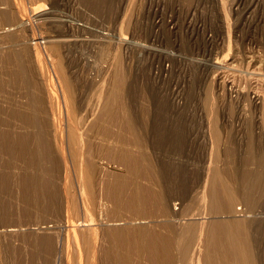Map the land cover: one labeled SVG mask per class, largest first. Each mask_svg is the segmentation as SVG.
Segmentation results:
<instances>
[{
	"label": "rangeland",
	"instance_id": "obj_1",
	"mask_svg": "<svg viewBox=\"0 0 264 264\" xmlns=\"http://www.w3.org/2000/svg\"><path fill=\"white\" fill-rule=\"evenodd\" d=\"M17 6L22 8L20 13ZM34 8L46 14L38 20ZM20 14L24 21L32 23L31 27L14 29V23L22 20ZM4 30L6 34L0 35V56L10 58L17 50L21 60L13 57L8 64L0 62V157H5L2 160H16L20 164L16 150L5 149L7 139L3 135L10 128L6 125H14L11 129L15 134L31 135L33 130L25 126L30 124L21 123L18 115L37 108L49 125L41 130L49 147H38L30 136L29 148L36 146V154L39 151V155L47 157L50 150L63 166L61 171L68 167L69 179L64 180V175L54 178L53 182L61 179L58 184L54 182V187L60 193L61 203L65 201V190L71 189V194L78 191L76 199L81 206L82 198L78 196L82 190L76 186L78 167L73 160L64 159L62 139L50 126L53 120L61 119L63 126L67 125L64 128L81 125V137L76 135L79 140L74 145L82 149L87 162L97 166L95 200L106 207L110 220L105 232L115 234L125 222L124 225L144 224L147 228L163 225V234L167 235L169 221L151 197V190L161 187L169 189L167 195L177 199L174 203L192 199V203L185 201L190 205L186 210L195 213L194 223L204 227L202 233L196 224L197 234L203 240L208 238L212 222L232 217L228 212L230 206L235 210L241 208L237 218L246 219L252 227L254 264H264V0H0V31ZM32 34L49 38L68 36L74 43H60L62 61L58 62L53 54L51 57V50L42 46L38 59L36 50L26 46ZM23 64L30 69L25 78L31 85L24 83L27 88L20 76L15 81L11 79ZM62 71L74 86L72 101L76 104L70 105L69 111L61 97L60 105L52 103L48 91L64 84ZM36 96L44 99L42 109L34 102ZM75 108H79L78 112ZM14 109V118L9 121L8 114ZM145 159L153 170L147 172ZM69 163H73V168ZM136 171H140L138 175ZM216 174L229 181V188L223 190H233L232 203L226 201L230 200L229 195L221 193L215 198L216 204L214 200L208 204V199L203 200L201 191L205 185L210 189L211 175ZM118 182L130 185L121 196L124 204H117L113 195ZM133 185L144 189L148 204L144 206L149 215L145 219L135 217L128 203ZM13 186L9 189L16 192L14 199L17 194L23 195L15 182ZM213 189L220 188L213 185ZM43 197L39 195L37 201V220L13 223L0 230L32 234L41 233L40 226L60 221L63 224L62 210L59 214L50 211V203ZM19 198L22 197L13 205L15 209L19 205L21 212L26 208ZM213 204L222 210L212 212ZM77 213L81 215L80 211L73 215L80 219ZM183 218L178 223L179 230L188 217ZM102 238L106 239V235L101 232ZM9 245L12 264H16V247L20 242ZM73 245L72 254L76 250ZM196 248L202 259L203 242Z\"/></svg>",
	"mask_w": 264,
	"mask_h": 264
},
{
	"label": "bare ground",
	"instance_id": "obj_2",
	"mask_svg": "<svg viewBox=\"0 0 264 264\" xmlns=\"http://www.w3.org/2000/svg\"><path fill=\"white\" fill-rule=\"evenodd\" d=\"M20 7H19V13L22 11L21 10L22 8ZM33 10H34L33 14L34 13L37 14L35 18H37L38 20L41 19L42 15L46 14L43 12L41 13L37 12L38 10H35V8ZM23 13L24 10L21 14ZM4 17L9 22L10 18L5 15V12H4ZM21 18H22L21 22L18 21L16 22V24L14 23L15 25L14 29H18V28L20 29L22 27L32 26L31 25L32 23H30L29 20L24 21L25 19L23 16ZM4 33L5 30L0 31V35ZM35 34H32L30 36L28 35L30 38L28 39L27 41L28 43L26 46L28 47V49L33 47L36 50L35 53H37L38 59L40 57L39 55L40 52H42L41 50H39V48L40 46H42L49 48L52 52L51 57L53 54L54 58L57 57L56 59L59 62L62 57L59 52L61 46L60 43L61 44L67 42L69 43L70 41L71 42L73 41V39L68 38V36L62 38H56V37L49 38L48 36H36ZM11 35L13 36V34ZM11 35L10 37H12ZM19 52L18 54H17V50L16 52H12L13 54L12 57L10 58L7 56L6 57L0 56V62L1 63L3 62L4 63L3 65H5V63L8 64L13 57H16L18 58V60H21L20 59L21 53L19 54ZM41 61L43 60H40V63ZM27 66L23 64L21 65V67H19V69L16 68V73L14 72L15 74L12 75L11 79L14 81L17 80L18 79L17 75H18L21 78H23V84L27 83L25 77L29 76V74L27 73H29L28 70H30L27 68ZM57 66H60V64H57ZM40 69L43 68L40 67ZM60 69L63 70L62 68ZM62 75L60 77L61 80H63L64 84L61 83V85H58L59 88H54L55 87L54 84L53 88L49 87L50 89H48V91L50 90V93L49 92L48 93L51 95L50 97L52 103L58 105H60L61 103V100H59V97H61L62 102L66 108V111H69V106L76 104L75 100L74 102L72 101L74 97L72 96L74 86H72V83L67 78V76L64 75V72L62 73ZM61 80L59 81L61 82ZM28 81L30 82V80ZM26 85L24 84L25 88H27ZM26 91L27 90H25V92ZM57 91L60 92L61 96L57 95L58 93ZM33 94L36 93L34 92ZM34 99H35L34 102L37 103L36 106L42 109V107H44L43 106L44 102H41V99L43 98H41L40 96H36ZM31 109L28 110V114L19 113L18 115V118L21 121V123L25 124L27 122L30 124L25 126L33 130V133L31 135L18 134V133L15 134L14 128L11 129V127H13L14 125H6L7 127L10 128H7L5 135H3L7 139L5 149L9 148L12 150H16L15 155L18 159H20V164L19 163H18L19 165L16 164L15 159H14L15 161L13 160L15 162L14 163V162H10L11 160L7 162L4 159L5 160L4 161L2 159L5 157H0V229L13 223H20L22 221H28V220H37L39 216L38 206H40V204L37 205L39 195H42V197L45 196V198L48 199L49 202L47 203L48 204L50 203L49 205L50 211H54L55 214H59L62 210L64 216H62L61 219L64 220V222L63 224L60 223L61 221L56 222L52 226H45V227L40 226L38 229L43 230L41 233L32 232V234H26L24 232L20 233L16 231L15 233L10 234L5 232L3 233V230H0V264H12L13 260L11 259V253L9 254L8 252V248L11 247V245L9 244L15 245L17 241L20 242V245L17 246L19 243L16 245L17 246L16 255H15L17 258L16 264H101V263L102 264H144V261L147 262L148 264H199V263L201 264V262L202 264H254V259H255L253 255L254 246H253V240L250 237L252 227L247 225L246 219L242 220L243 218L242 219L237 218L239 217L237 216V213L240 212V211L238 212V210L241 208L235 210L233 207L230 206L228 212L232 215V217L229 219L212 222L209 226L208 238H205L203 240L201 235L197 234L198 224L194 223V218H193L195 213L186 210V208H189L190 205L189 204L186 205L185 201L192 203V199L190 198L184 200L182 203H178V204L174 203L177 199L176 198L172 199L169 193L167 195L169 189L164 190L161 187L158 190L152 189L151 193H153V195H151V197L156 199V201L161 207L163 217L167 218V220L169 221L167 228H165L168 229L167 235L163 234V229H164L163 225H159V226L155 225L152 228H147L146 226H144V224L124 225L125 222L122 223L121 227H118L119 229L118 231L116 230L115 234L112 233L108 234L107 232H105V230L109 228L108 226L110 220L108 218V212L106 210V207H103V204L98 205L95 200L96 188L98 184L97 166L95 165L94 162H87L86 159H84L83 157V152L81 151L82 149H77L76 145H74L76 139L79 140L77 136L81 137V130H80L81 125H72V127L64 128V126L66 127L67 125L63 126L62 119L61 122L60 120L59 121L53 120L52 123L53 125L50 126L53 128L52 129L53 132L55 131L54 134H56V136L60 135V138L62 139L61 140L62 142L60 143L62 144L61 145L62 150H64L62 153L64 154L63 155L64 159L66 160L67 158L69 160H73L75 162L74 165L76 164L78 167L76 168L77 178L76 176L75 178H76V186H79L80 187L79 189L82 190V194L78 196L79 199L82 198V201L80 203L81 206H79L78 200L76 199L78 191H76L75 193L73 192V194H71L69 192L71 191L70 189L68 191L65 190L66 192L65 201L64 203H61L60 195H59L60 193L56 191L58 189L54 187V184L55 183L58 184V181H61L60 178L63 175H64V180L69 179L68 173L71 171L68 172L66 170L68 168L67 166H65L66 167L65 170L62 169L61 171L60 168L63 166H61L59 164L60 162L56 160L58 158L56 159L53 158L54 156L50 153V150H49V154L47 153L48 157L47 155L45 156V154L39 155V151L37 155L36 154L37 152H35V148H36L35 145H34L35 147L32 150H30L29 148L30 136H32L36 140L35 144H37V146L42 145L43 147H47V148L49 147V143L46 142L47 138L41 131L42 129H46L47 127H49V125H46L47 119L45 117L41 118L39 116L37 108H33L35 109L34 111ZM78 109H76V112H78L77 111ZM14 112L15 109L8 114V117H10L9 121H11L14 118ZM74 115L73 118H76ZM52 117L54 119V111ZM0 149L2 150L1 146ZM44 157H46V160ZM18 159L17 161H19ZM48 160L49 162L51 160L49 164L47 162ZM44 161L47 163H45ZM145 161L147 162L148 159H145ZM68 162L70 161H67V164ZM44 163L46 165H44ZM15 164L18 166H15ZM67 164L65 162V165ZM69 164L72 167L73 163H69ZM147 164H148L147 172H149V170H153V168H151L152 166L151 163L147 162ZM71 167L69 168V170L73 168ZM136 168H137V164L135 163V169ZM13 169H16V171ZM156 169L154 168V170ZM72 170L73 171L75 170V166L74 169ZM158 171L159 170H157V172ZM139 172L140 171H136L135 174L138 175ZM223 176L221 174L211 175L212 181H211L210 189L208 190L207 186L205 185L204 190L201 191V193H203L202 195L203 200L208 199L207 204L210 202L212 203L213 200H214V204H216L215 198L220 193L222 196L226 194L227 196L229 195L230 200H226L227 203L229 204L232 203L233 200L235 199V194L231 193L233 190H231L230 192L228 190H223L229 188L230 186L229 181L227 182V180ZM56 177L57 179L58 177L60 178L58 181L55 180L57 182L54 181L55 182L54 183L53 180ZM155 179L157 178L155 177ZM14 182L15 185L18 187V191L23 190L22 192L23 195L18 196L17 194L16 199H14V197L16 196L15 194L16 192H13L11 189H9L11 184L13 186ZM45 183H48L49 185L45 187L44 186ZM161 183H163V181L160 182V184ZM213 185L219 187L220 189L219 190L213 189ZM161 186L163 185L161 184ZM125 187H130V185L125 186L123 182H118V186L113 193L117 204H124L123 200L121 199V196L125 192ZM12 188L15 187L13 186ZM176 192H178V190ZM128 193H131L128 203L131 207H133L131 210L134 213L135 217H137L138 219L147 218V216L149 215L147 212V208H145L144 205H148V204L143 197V195L145 194L143 187L141 185H133V187ZM178 196L180 197V195ZM18 197H22L19 198V201L23 202L25 204V206L24 205L23 206L26 208V209L23 208L24 211L21 212H19L20 209L18 210L19 205L18 208L16 209L13 205V203H15L16 200H18ZM43 202H45V200ZM47 203L45 202L44 208L46 207L45 205ZM214 204L212 206V210H213L212 212H217V213L220 212L222 209L216 208ZM77 211L81 212V215L77 213L80 219L76 218L73 215ZM42 212L43 209L41 213ZM184 216L188 217L187 219H185L187 222L182 227V229L179 230L178 223H180L181 220L184 219L183 218ZM246 218L248 219V217ZM198 228L202 233H204V227L198 226ZM99 231L100 234L98 235ZM101 232L102 235H106V239L104 238L101 239ZM202 242H203V248L205 250H203L202 259H201V256H199L201 255V253L200 251L199 252L196 251L197 250L196 247L198 243H202ZM65 243L68 245L66 246ZM104 243L108 244V246L104 245ZM71 244H74L73 246H75L76 249L74 251L75 253L73 254L70 252Z\"/></svg>",
	"mask_w": 264,
	"mask_h": 264
}]
</instances>
